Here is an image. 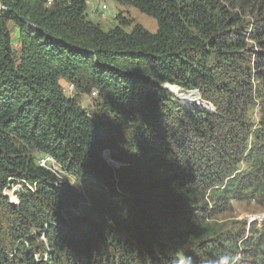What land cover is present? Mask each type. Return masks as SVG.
<instances>
[{
  "label": "trees",
  "instance_id": "obj_1",
  "mask_svg": "<svg viewBox=\"0 0 264 264\" xmlns=\"http://www.w3.org/2000/svg\"><path fill=\"white\" fill-rule=\"evenodd\" d=\"M115 1L156 32L121 11L103 30L85 0H0V264H264V220H230L264 209V0Z\"/></svg>",
  "mask_w": 264,
  "mask_h": 264
},
{
  "label": "rangeland",
  "instance_id": "obj_2",
  "mask_svg": "<svg viewBox=\"0 0 264 264\" xmlns=\"http://www.w3.org/2000/svg\"><path fill=\"white\" fill-rule=\"evenodd\" d=\"M85 2L87 19L91 22H97L98 24L100 23V26L103 30H108L117 24L115 21V16L119 13V10L117 9H120L126 18L132 19L134 24L141 25L150 33H155L157 30L156 21L151 17L140 13L134 7L120 5L115 0H85ZM132 25L125 27V31L130 32ZM9 28L12 34L13 47L17 48L16 40L18 37V29L11 24H9ZM60 84L62 85L63 92L66 96H73L75 94L74 88L72 86L64 81H61ZM170 90L173 92V95L178 100L179 104L185 105V107L188 109L192 107L189 104H185L189 98H193L194 101H197L200 104L204 103L200 100V97L196 91H184L175 87L170 88ZM95 94L96 93L94 91L87 95H80L78 102L82 109L86 110L90 115L96 117V109L93 106V100L96 96ZM206 106L211 108L209 105ZM102 158L114 167L120 166V163L113 159V153L111 151H103ZM58 174L63 181L67 180L70 184H74L72 179L66 177L63 172L60 171ZM12 191L13 190H4L3 193L9 197L11 202L16 203V200L12 195ZM233 207L234 211L230 215V217H232L230 218V220L232 219L231 223L244 221L247 224H252L256 222L258 227L261 226V223L264 220V209L257 205L256 202H234Z\"/></svg>",
  "mask_w": 264,
  "mask_h": 264
},
{
  "label": "clouds",
  "instance_id": "obj_3",
  "mask_svg": "<svg viewBox=\"0 0 264 264\" xmlns=\"http://www.w3.org/2000/svg\"><path fill=\"white\" fill-rule=\"evenodd\" d=\"M239 259L240 257L238 255L222 254L213 262V264H237Z\"/></svg>",
  "mask_w": 264,
  "mask_h": 264
},
{
  "label": "bare ground",
  "instance_id": "obj_4",
  "mask_svg": "<svg viewBox=\"0 0 264 264\" xmlns=\"http://www.w3.org/2000/svg\"><path fill=\"white\" fill-rule=\"evenodd\" d=\"M185 104H189L190 106H193V105H202V104L198 103L197 101H194L193 98H189V99L186 101ZM204 108H205V107H204ZM44 158H49V157H44ZM51 158H52V157H51ZM52 162H54L53 159H52ZM54 164H55V162H54ZM55 165H56V164H55ZM56 166H57V165H56ZM42 168H45V169H47V170L50 171V165H42ZM51 172H52V173H55V174L60 173L59 167H58V168H53V170H51Z\"/></svg>",
  "mask_w": 264,
  "mask_h": 264
},
{
  "label": "built area",
  "instance_id": "obj_5",
  "mask_svg": "<svg viewBox=\"0 0 264 264\" xmlns=\"http://www.w3.org/2000/svg\"><path fill=\"white\" fill-rule=\"evenodd\" d=\"M37 165L40 167H42V165H50V172L51 170H53V168H58V166H56L54 162H52L51 158H44L42 156L38 158Z\"/></svg>",
  "mask_w": 264,
  "mask_h": 264
},
{
  "label": "water",
  "instance_id": "obj_6",
  "mask_svg": "<svg viewBox=\"0 0 264 264\" xmlns=\"http://www.w3.org/2000/svg\"><path fill=\"white\" fill-rule=\"evenodd\" d=\"M165 88H167V89H169L170 90V88H173V86H168V85H165L164 86ZM171 91V90H170ZM172 92V91H171ZM173 93V92H172ZM202 110H205V111H210L211 110V108L209 107H205L204 109H202Z\"/></svg>",
  "mask_w": 264,
  "mask_h": 264
},
{
  "label": "crops",
  "instance_id": "obj_7",
  "mask_svg": "<svg viewBox=\"0 0 264 264\" xmlns=\"http://www.w3.org/2000/svg\"><path fill=\"white\" fill-rule=\"evenodd\" d=\"M117 10H119L120 11V9H117ZM94 23H97V22H94ZM100 24V23H99ZM101 25V24H100Z\"/></svg>",
  "mask_w": 264,
  "mask_h": 264
}]
</instances>
